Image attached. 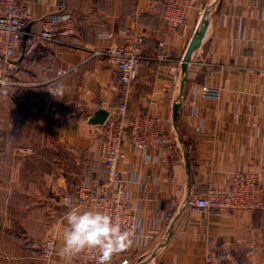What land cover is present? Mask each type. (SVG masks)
<instances>
[{"label":"crops","instance_id":"0c3cea01","mask_svg":"<svg viewBox=\"0 0 264 264\" xmlns=\"http://www.w3.org/2000/svg\"><path fill=\"white\" fill-rule=\"evenodd\" d=\"M60 1L25 0L35 15L29 30L40 31L45 17L58 14ZM166 3L66 0L62 12L69 17L52 40L26 53L23 38L14 60L0 58V264H41L50 233L59 250L64 196L89 177H106L103 124L91 120L99 109L117 112L123 84L116 65L91 49L130 38L139 40L143 58L128 113L171 118L173 151L170 156L161 148L157 160L151 149L144 164L143 152L124 140L127 157L120 166L143 238L108 264L124 257L133 263L159 242L166 247L155 264H264V206L218 215L187 205L192 194L227 186L236 170L264 166V0H189L188 22L174 30L167 27ZM204 25L202 43L184 70L185 50ZM101 31L115 36L99 40ZM59 69L68 73L59 76ZM61 84L64 97L56 99L49 91ZM204 84L219 89L220 97L204 95ZM27 147L35 151L20 153ZM249 247L255 251L248 253ZM50 264L66 260L57 253Z\"/></svg>","mask_w":264,"mask_h":264},{"label":"built area","instance_id":"2783aa9c","mask_svg":"<svg viewBox=\"0 0 264 264\" xmlns=\"http://www.w3.org/2000/svg\"><path fill=\"white\" fill-rule=\"evenodd\" d=\"M65 1L61 0L58 6V14L45 17L42 29L31 32L29 25L35 20V15L29 9L25 0H0V58L12 61L17 57V46L26 38L24 50L30 53L37 44H43L52 40L56 34L57 26L62 19H67L68 14L62 12ZM189 0H167L165 18L168 30H174L178 26L188 22ZM67 32H73L74 28L69 26ZM120 33H127L126 29H120ZM115 33L101 31L98 33L99 40L108 41L113 39ZM138 39H128L123 42L110 43L102 48H92L93 55L108 57L120 72V81L123 84V101L117 106L115 114H109L103 124L104 138L101 143L100 157L106 165V177H89L86 182L72 195L64 196L71 200L73 206L89 207L99 206L113 217H119L122 227L134 232V243L141 242L143 238L140 223L141 215L139 209L127 200V179L121 169V162L127 154L122 149L124 140H129L132 146L143 152L144 164H148L150 158L147 151L155 149L157 160L161 148L169 150L172 155L173 143L168 135L173 126L171 118L151 116L147 113H128V97L130 88L137 77L138 66L143 58L137 45ZM165 44L161 42V46ZM165 50L160 52L159 58L165 57ZM264 75V61L259 67ZM68 70L59 69L58 75L67 74ZM4 83L9 80H3ZM206 96L220 97L219 89L206 84L202 88ZM260 114L264 123V92L260 95ZM33 147L21 148L20 153L31 154ZM264 166L254 170H236L229 184L225 187H213L206 194H192L188 198L187 205L193 210H213L221 215L228 209H257L264 206ZM170 181L173 180L171 177ZM113 188L116 194H113ZM172 204L175 202L172 200ZM68 207V206H67ZM50 235L45 241L42 249L43 264H50L53 256L58 251L57 237ZM209 239H213L210 237ZM255 251L254 247L247 248L248 253ZM66 260V259H65ZM66 264H96V254L85 250ZM118 264H132L128 257L122 258ZM252 264H257L256 262Z\"/></svg>","mask_w":264,"mask_h":264},{"label":"clouds","instance_id":"9594fccd","mask_svg":"<svg viewBox=\"0 0 264 264\" xmlns=\"http://www.w3.org/2000/svg\"><path fill=\"white\" fill-rule=\"evenodd\" d=\"M49 92L62 99L65 87L61 84ZM68 211L64 216L65 227L62 233V247L58 255L70 260L88 250L96 254V264H108L114 254H118L134 243V232L122 227L119 217H113L99 206H73L66 199Z\"/></svg>","mask_w":264,"mask_h":264},{"label":"water","instance_id":"95a60500","mask_svg":"<svg viewBox=\"0 0 264 264\" xmlns=\"http://www.w3.org/2000/svg\"><path fill=\"white\" fill-rule=\"evenodd\" d=\"M206 30V25L202 26L199 30L195 32V34L192 36L186 50L183 56V66L184 70L187 69V64L191 59L192 52L198 48L201 43ZM109 115V111L106 109H99L95 113V115L92 118V122L94 123H104ZM166 247L165 242H159L157 243L153 248H151L149 251L138 257L132 264H155L159 255Z\"/></svg>","mask_w":264,"mask_h":264},{"label":"rangeland","instance_id":"374dc122","mask_svg":"<svg viewBox=\"0 0 264 264\" xmlns=\"http://www.w3.org/2000/svg\"><path fill=\"white\" fill-rule=\"evenodd\" d=\"M53 234H55V233H50L47 237H46V239H45V241L47 240V238L50 236V235H52V236H54ZM56 235V234H55ZM56 237H57V235H56ZM45 241H44V243H45ZM43 249V248H42ZM58 253V251L55 253V255ZM41 255H43V253L41 252ZM54 255V256H55ZM54 256H53V258H54ZM53 260V259H52ZM41 264H43V258H42V256H41Z\"/></svg>","mask_w":264,"mask_h":264}]
</instances>
